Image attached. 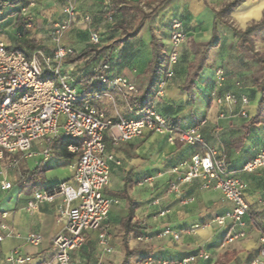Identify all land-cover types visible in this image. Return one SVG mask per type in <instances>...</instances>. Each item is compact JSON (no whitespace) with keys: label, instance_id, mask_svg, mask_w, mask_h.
Here are the masks:
<instances>
[{"label":"crops","instance_id":"0c3cea01","mask_svg":"<svg viewBox=\"0 0 264 264\" xmlns=\"http://www.w3.org/2000/svg\"><path fill=\"white\" fill-rule=\"evenodd\" d=\"M115 1L138 4L144 13L159 2L162 4L138 34L125 41L116 24L122 22L123 27L134 29L139 20L134 12L123 17L117 12L111 15L112 20L109 21L108 11ZM147 1L76 0L77 12L90 15L91 20L85 25L76 24L68 29L62 40L63 46L77 54L91 46L89 34L97 33L99 46H113V62L118 65V75L126 77L134 86L136 81L143 85L140 93L146 85L144 69L149 59L150 31L158 42L166 46L172 22L176 20L180 23L187 39L179 47L174 76L164 87L163 95L154 97L151 104L178 132L206 121L200 130L204 144L224 154L227 172L246 184L245 198L249 210L244 217L245 237L231 244L224 242L225 231L213 221L231 205L222 199L218 191L202 190L201 181L197 180L181 189L183 201L169 192L172 169L193 154L202 152L203 147L184 145L175 138V134L171 137L169 134L145 131L141 137L117 147L106 140L105 155L112 156L113 160L108 162L109 184L103 195L117 200L118 204L110 208L105 222V247L99 244V232H87L83 247L71 253L72 262L122 264L127 249L133 252L129 264H182L183 260L199 252L208 254L209 258L185 264H251L259 258L258 237L264 231V169L247 174L241 168L264 149V123L245 136L243 126L249 119L239 115L240 104L220 118L218 107L207 101L205 95L213 89H217L219 94L243 95L249 102L250 118L256 114L260 94L254 82L263 75L264 67L239 51L238 37L232 29L244 30L251 23L263 20L264 0H245L230 13L228 26L216 22L215 12L233 0H153L150 6L145 5ZM63 5L62 0H37L36 6L29 10L34 28L31 34L29 32V39L45 55H50L53 48L49 38L52 27L65 22ZM7 23V28H13L16 20ZM13 31H16V26ZM214 31L215 45L209 50L204 68L194 82V99L189 107V95L182 87L187 82L188 67L194 62L192 48L208 44ZM0 34L5 42L13 43V37ZM253 40L255 52L264 55V32ZM90 57L91 54L77 61L81 63L82 74L85 68L88 69L87 60ZM218 69L223 70V80L216 85ZM82 82L87 87L92 84L86 80ZM111 93L114 91L107 86L104 94H94L96 98L89 103L108 119H136L139 110L130 106L129 97ZM135 95H138L137 88ZM45 148L50 149V144L41 140L33 142L31 152L34 156L29 159L16 156V167L6 171V179L10 175L14 182L9 191H0V225L5 224L8 228L0 230V234H4L0 243V264H5L4 260L13 252L30 257L27 264L50 262L53 258L52 239L64 228V219L58 221L59 212L63 210L61 200L40 204L38 211L32 214L26 212L25 205L34 192L67 181L71 177L70 168L74 159L64 160L50 149L52 157L44 160L41 152ZM61 173L64 175L59 177ZM163 211L167 213L160 216ZM164 228L179 234V240L161 235ZM31 233L40 238L37 246L26 240ZM105 248L110 252H106ZM261 261L264 264V259Z\"/></svg>","mask_w":264,"mask_h":264},{"label":"built area","instance_id":"2783aa9c","mask_svg":"<svg viewBox=\"0 0 264 264\" xmlns=\"http://www.w3.org/2000/svg\"><path fill=\"white\" fill-rule=\"evenodd\" d=\"M24 4L20 15L25 16L28 9L37 4V0H17ZM63 24L54 25L49 34L53 43L50 55L41 50H35L29 56L6 46L0 34V166L7 161L0 175V191L6 192L12 188L7 182L6 171L16 167V156L29 159L32 143L41 140L50 144L53 140L63 138L72 143L66 147L73 154L74 161L70 168L71 177L62 183L31 195L25 205L29 214L38 211L40 204H50L60 199L63 210L59 212L64 228L52 239L53 258L50 262L40 264H76L72 262L71 253L80 250L85 242V233L99 232L101 246L106 245L105 222L110 208L118 204L115 199L103 195V190L109 184V165L112 156L105 155L106 140L114 147L130 142L142 136L145 131L158 134L176 135V139L184 145H198L203 151L193 154L187 161L172 169L173 179L169 192L183 201L181 189L194 182L201 181L202 190H216L222 199L231 205L230 209L214 219L217 227L225 231L224 242L231 244L245 237L244 217L249 210L245 198L246 184L230 175L226 170V156L208 148L200 134L206 121H200L196 126L179 131L170 126L151 104L140 110L136 119H108L104 113L89 103V98L82 97L72 84L82 74L81 63H69L66 60L74 53L62 46L65 32L74 25H85L91 20L87 14H79L76 10V0H62ZM1 14V12H0ZM109 21L112 19L108 17ZM187 39L178 21L174 20L169 32L166 56L158 61L162 72L156 85L155 98L163 95L164 87L174 76L173 68L179 59V47ZM91 46L100 45L97 33L89 34ZM94 79L107 85L116 94L131 97L136 93L134 84L124 76L116 75L108 64L94 70ZM49 73L51 78L43 79ZM223 80V70L216 71L215 83ZM208 99L218 107V116L223 118L238 103L239 115L249 119L248 99L230 93L219 94L213 89ZM52 151L45 148L41 155L44 160L52 157ZM118 164V163H117ZM264 169V149L260 150L250 161L245 163L241 171L247 174ZM60 210V209H59ZM167 211L160 213L163 216ZM2 218H5L2 215ZM197 227H195L196 229ZM0 230H8L5 224ZM161 235H170L179 240L180 235L164 228ZM4 234H0V243ZM27 242L37 246L40 238L29 234ZM259 258L251 264H262L264 259V231L258 237ZM106 252H110L105 248ZM206 253L199 252L181 263L205 261ZM30 257L10 254L5 264H27ZM161 264H168L162 262Z\"/></svg>","mask_w":264,"mask_h":264},{"label":"trees","instance_id":"16d2710c","mask_svg":"<svg viewBox=\"0 0 264 264\" xmlns=\"http://www.w3.org/2000/svg\"><path fill=\"white\" fill-rule=\"evenodd\" d=\"M7 1L8 0H0L1 2L0 7L5 6L4 4H6ZM244 1L245 0H233L232 2L223 5L218 11L215 12L216 22L218 21L228 26L227 19L230 13H232V11H234ZM152 2L153 0H148L145 3V5L150 6ZM22 3L23 2H18L17 0H12L11 5L13 6V10L5 17H3L2 15L1 20L7 19L8 21L9 19H12L11 16H15V15L17 16L15 23L16 31H15V36L13 37V42L15 44L11 46V49L15 51H20L25 56H29L32 52L38 49V46L33 40L29 39V31L24 27L25 23L24 22H22L21 24L19 23L20 21L19 11L20 8L24 5ZM161 4L162 2H159L156 6L151 8L148 13H144L138 4H130L125 2L115 1L110 5V9L108 13H110V18L112 19L111 15H114L117 12H119L122 15V17L131 12H134L135 14L134 16H136V18L139 20L138 24L134 29H128L125 26L123 27L122 22H118V24H116V26L119 27V29H121L122 35L124 36V40L127 41L128 39L135 37L138 34L143 24L146 23L154 15V13L157 11V9L160 7ZM232 31L234 35L238 37L237 47L239 51L243 53L245 56L256 60V62L259 65H262L264 67V55L255 52L254 40H253V37L263 34L264 19L257 23H251L244 30L232 29ZM17 35H19V37H17ZM215 37L216 35L214 31L212 40L208 44L202 46L195 45L192 48L195 57L194 62L188 67L187 82L185 86L182 87V90L186 91L189 95V99H188L189 107L192 105L194 99V95L192 92L194 88V82L196 81L198 74L204 68L209 50L215 45V41H214ZM148 47H149V59L146 62L144 69L146 74V85L144 89L140 93H138V95L131 96L128 98V102L130 106L137 108V110L139 111L150 106L153 101V98L155 97L156 85L158 83V80L160 78L163 69L161 66H159L158 61L160 59L165 58L166 56L165 45H162L160 42H158L157 38L151 31H150V39H149ZM90 54L91 57L87 60L88 69L85 68V70H83L82 76L76 82L78 81L82 82L83 80L92 83L99 82L94 79V73H95L94 70L99 69L104 64H108L116 75L119 74L118 65L113 62L112 45L89 46L77 54L73 53L71 57H69L66 61L69 63H74L82 60L83 58L87 57ZM254 86L256 88V91H258V93L260 94V98L257 103L256 114L253 117L249 118L246 125L243 126L245 136L249 133L251 129L264 123V73L261 77L255 79ZM94 94L96 93L80 94V95L84 98H89L87 100H89L90 102L91 100L96 98ZM208 94L205 95V98L207 101H210L208 99ZM170 126L175 128V126L172 124H170ZM71 143H72L71 141L65 140L63 138L55 139L50 143V149L56 151L57 155L60 158L64 160H72L74 159L75 156L67 152L66 150V147ZM132 255L133 252L128 251L126 249L122 264H129Z\"/></svg>","mask_w":264,"mask_h":264},{"label":"rangeland","instance_id":"374dc122","mask_svg":"<svg viewBox=\"0 0 264 264\" xmlns=\"http://www.w3.org/2000/svg\"><path fill=\"white\" fill-rule=\"evenodd\" d=\"M11 2H12V0H8L6 2V4H4L5 6L0 7V12H1V14H0V32L6 34L8 37H14L15 36V31H13V28L15 26L13 28L12 27L7 28V26H8L7 22L9 20L10 21L16 20L17 16L16 15L11 16L12 19H9L8 21H2V22H1V18H2V15H3V17H5L13 10V6L11 5ZM0 4H1V2H0ZM30 9L27 10L25 16H22V15L19 16L20 17L19 23L21 24L22 22H24L25 23L24 27L27 30H29V32L31 34V32L34 30V28H33L31 19L29 18V12H30L29 10ZM146 37H148V39H149L148 35H146ZM5 44H6V46H8V44L14 45L15 43L14 42L13 43L5 42ZM62 46H63V43H62ZM45 78H51V75L49 73H47L43 76V79H45ZM135 85H136L135 89L137 88L138 93H139V91L143 88V85H140L138 81H136ZM72 86H74L80 94H91V93L104 94L105 91L107 90V85L101 84L99 82L92 83L89 87H87L86 83L78 81V82L73 83ZM111 94H116V93L114 92ZM7 163H8L7 161L3 162L1 164L2 168H4L7 165ZM2 168L0 167V173L3 170ZM62 175H64V174L61 173L58 176L62 177ZM2 179H3V177L0 175V180H2ZM7 180L10 183L14 182V178L11 177L10 175H8Z\"/></svg>","mask_w":264,"mask_h":264}]
</instances>
